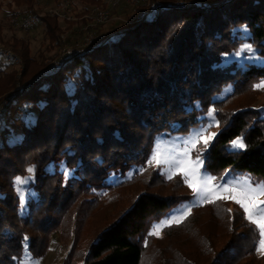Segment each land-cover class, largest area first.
Listing matches in <instances>:
<instances>
[{"label":"trees","instance_id":"obj_1","mask_svg":"<svg viewBox=\"0 0 264 264\" xmlns=\"http://www.w3.org/2000/svg\"><path fill=\"white\" fill-rule=\"evenodd\" d=\"M34 1H0V9ZM59 1L52 0L55 6ZM154 1L138 0L136 21L120 39L75 54L41 79L33 77L46 64L30 55L28 40L6 38L0 27V43L21 59L24 84L14 91L16 63L1 59L0 95L9 94L0 109V264H17L24 249L43 259L51 237L71 225L74 239L62 264H259L254 227L226 201L194 207L160 237L147 236L153 222L191 198V190L180 176L165 179L145 166L157 135L187 134L215 108L220 126L204 152L205 172L216 178L227 171L245 172L264 182V105L257 109L240 99L256 93L253 86L264 81V63H225L244 42L264 61V0H191L145 16ZM73 2L85 8L78 17L105 4ZM39 19L50 45L72 25L62 28L55 17ZM229 87L231 92L217 100ZM31 109L33 116L26 120ZM238 137L244 138L246 150L229 151ZM62 164L75 170L74 177L64 180L58 171ZM49 165L54 169L46 172ZM29 166L35 195L24 215L14 179ZM132 167L140 170L130 179L106 183ZM126 197V206L106 219L101 216L104 222L80 248V223L102 204L112 210ZM208 211L223 227L199 235Z\"/></svg>","mask_w":264,"mask_h":264},{"label":"rangeland","instance_id":"obj_2","mask_svg":"<svg viewBox=\"0 0 264 264\" xmlns=\"http://www.w3.org/2000/svg\"><path fill=\"white\" fill-rule=\"evenodd\" d=\"M3 2H6L7 0H0ZM191 0H155L152 4H150L149 8L144 12V15L151 16L153 15V7L157 6L158 8L161 6H168L171 8H178L184 5L185 3L190 2ZM203 0H192V2L196 3H202ZM224 1V0H219ZM60 3L55 6L54 2L52 0H35L33 5H24L22 7H3L0 9V27L1 32L6 36V38H9L10 36L15 37H24L26 40H28L29 46H30V55L35 57L36 60L40 61L41 63L46 64V68L42 71H39L33 78L35 79H41L46 76H51V70L55 63L61 60V54L67 49L69 50H75L77 54L83 53L84 51H87L91 49L93 46L97 44H102L106 40L110 39L113 40V42L117 41L121 38L123 35V32L127 26L133 25L132 22L136 21V10H137V2L138 0H105V4L101 7L91 8L88 10L87 14L78 17L83 14V10L85 8L80 5H76L73 0H61ZM68 2V12L66 14L67 17L71 19H62L59 17H56L50 13H48L49 10H60L64 4ZM204 2V1H203ZM101 13V14H100ZM27 15H31L36 19V25L31 28L24 29L21 26V21L23 18H25ZM99 15H102V22L95 21V17ZM145 15V16H146ZM42 16H49V17H55L57 19V23L60 27L66 28L67 23H72L71 26L68 27V29H65L61 33L57 35V39L50 45L49 39L46 38L45 32L43 30V27L40 23V17ZM98 20V19H97ZM247 35H245L246 37ZM91 41V42H90ZM247 43L244 42L243 45ZM49 45V46H48ZM49 47V48H48ZM0 48L4 50L11 51L14 55L15 52L11 49L10 46L4 45L3 43H0ZM242 48V47H241ZM19 58V56H17ZM1 57H0V63H1ZM46 59V60H45ZM20 63L15 64L12 68L15 73V81H16V88L14 89H20L24 86L21 81L22 76V64L21 59L19 58ZM43 60V61H42ZM5 63V60H2ZM55 61V62H54ZM54 62V63H53ZM229 62H236L239 64H243L244 62L247 63H264L263 60L257 58L256 56H252L251 54H248L246 52H241V54L238 56L236 54L229 55L225 57V63ZM54 64V65H53ZM84 66L88 65V60L83 61ZM1 66V65H0ZM3 66V65H2ZM4 70L6 71L8 68L6 66H3ZM11 70V71H12ZM10 71L7 70L6 72ZM32 78V79H33ZM254 88V87H253ZM255 89V88H254ZM256 93H246L243 96H241L240 99H244L246 102H252L253 107L257 109H261V107L264 105V89L262 94L258 95V89H255ZM231 92V88H226V90L219 96L216 97L217 100H221L224 97H226ZM9 93L0 95V107L5 103L6 96ZM33 111L32 109L29 110V113L26 115V120L32 118ZM215 120H217L215 118ZM201 127H204L207 129V132H213L218 133L219 127H217L214 123L209 126V118L207 115H205L203 121L191 128L187 134H170V133H163L160 135H157L154 139L152 151L150 156L153 154L154 146H159L162 149H167L169 151H174L175 149L181 147L184 142L191 138V135L194 133V130L201 129ZM18 131V135H19ZM207 132L205 134H207ZM211 143V142H210ZM208 147V146H207ZM197 149L199 150V155L201 159L203 160L205 148L203 144H198ZM229 151H238V149L233 148L231 145L228 147ZM150 158V157H149ZM192 158H196V150H193ZM153 167L157 169V171L164 177L165 179L168 178V171L167 166L164 167H156V166H149L146 163L145 168ZM29 168L33 169L32 173H29L27 170ZM53 165H49L46 167V172L52 171ZM26 170V174L24 176H19L21 178H29L28 182L19 185L16 183L17 177L14 179V187L17 196L20 200V211L21 213L24 212V215L28 212V203L34 197L35 192L34 189L31 187V183L33 182V176H34V168L33 166H29ZM140 170L139 167H132L129 172H127L124 176L119 175H112L108 180L106 181L109 185H116L124 180L130 179L132 175ZM58 171L64 175V180H68L71 177H74V171L75 170H69L67 169L63 164L58 166ZM68 171L69 174L66 175L65 172ZM202 171L205 172L203 166ZM207 173V172H205ZM207 175H209L207 173ZM174 176H180V175H173ZM182 179L183 177L180 176ZM216 178V177H215ZM227 182L229 185L231 184H245V183H251L253 185H264L262 179H257L250 177L245 172H230L227 171L224 174L220 176V178H216L213 180V184H224ZM186 185V184H185ZM187 186V185H186ZM191 190V189H190ZM128 192L123 193V196H125ZM264 199V197H262ZM128 201V198L126 197V201H119L115 205L112 210H109L111 207L104 206L105 204H102L100 209L96 211L91 212L89 217L80 223L79 231L81 230V235L78 238L79 239V247L82 248L86 246L92 235L96 233V231L99 229L97 228L98 225L102 224L104 220L107 218V215H112L113 212H116L123 207L126 206ZM228 202L229 208H232L233 205L238 206L231 200H224V202ZM202 204L197 203L193 199V194L191 191V198L188 201L182 202L179 205H177L175 208L171 209L164 217H162L160 220L155 221L151 224L147 236H153L150 235V233L156 228L157 225L162 224L165 220L170 219L174 215H179L180 212L186 210V209H192L194 207L200 206ZM239 207V206H238ZM104 210L106 211L104 213ZM102 214V215H101ZM104 214L106 215L104 218ZM100 216V219L97 217ZM204 222L202 223V229H199V235H208L215 231H220L219 229L223 227L222 224H220L211 214L208 213L206 216L203 217ZM220 226V227H219ZM68 228H70L68 230ZM66 227L65 232L52 236L51 241L48 245V249L46 251L45 257L43 259H34L32 258L26 249H24L21 260L17 264H62L66 253L68 252L70 245L72 243V240L74 237L72 236V225L70 227ZM165 228V227H164ZM160 230V234L154 237H160L162 234L163 229ZM196 234L195 236H197ZM186 235H183V238L180 239L183 241V239H186ZM187 236H192L188 235ZM215 238V237H214ZM172 238L171 240H173ZM216 241V240H214ZM157 246V245H156ZM165 247L164 244L161 245V248L163 249ZM154 252V248L149 249V251L145 254V263L149 258H151L152 253ZM259 259V264H264V256L257 255ZM150 260V259H149ZM149 263V262H147Z\"/></svg>","mask_w":264,"mask_h":264},{"label":"snow or ice","instance_id":"obj_3","mask_svg":"<svg viewBox=\"0 0 264 264\" xmlns=\"http://www.w3.org/2000/svg\"><path fill=\"white\" fill-rule=\"evenodd\" d=\"M241 52L255 56V48L250 43H245L235 54L239 56ZM253 87L255 89H264V81ZM216 111L215 108H212L206 114L209 118V126L213 123L217 127L220 126V121L215 120ZM206 132L207 129L204 127L194 130L191 138L174 151L162 149L158 145L154 146L153 154L148 159L147 164L156 167L167 166L169 179H172L173 175L182 176L183 183L191 189L193 199L199 204H216L217 201L224 200H231L237 204L242 210L243 219L254 227L256 253L264 256V199H262L264 197V185H253L251 183L229 185L227 182L224 184H213V180L216 178L202 171L204 162L197 149V145L201 143L206 149L217 135L213 132L205 134ZM230 144L238 150H246L247 148L243 137L232 140ZM193 150H196L195 159L192 158ZM27 171L32 173L33 169L29 168ZM65 174L68 175L69 172L66 171ZM28 179L17 177L16 183L23 185L28 182ZM228 211L230 212L231 210L229 209ZM190 213L191 209L189 208L180 212L179 215L172 216L162 224L157 225L150 235L157 236L162 228L182 223Z\"/></svg>","mask_w":264,"mask_h":264},{"label":"built area","instance_id":"obj_4","mask_svg":"<svg viewBox=\"0 0 264 264\" xmlns=\"http://www.w3.org/2000/svg\"><path fill=\"white\" fill-rule=\"evenodd\" d=\"M68 2H66L64 4V6L60 9V10H49L48 13L56 16V17H59V18H62V19H71L69 17L66 16L67 12H68ZM157 8V6H154L152 9V11L154 12V10ZM101 14V13H100ZM98 16V15H97ZM98 19V20H97ZM95 17V21L97 22H102L103 19H102V15H99L98 17ZM36 25V19L31 16V15H27L25 18L22 19L21 21V26L24 28V29H27V28H31V27H34ZM91 42V41H90ZM75 54H77L75 52V50H65L63 52V54H61V60L58 61L57 63H55V65L53 66L52 70H56L57 68H59L61 65H64L66 64L67 62H69L71 60V58L73 56H75ZM0 57L5 60L6 63H11V62H14L16 64H19L20 63V60L19 58L14 55L11 51H8V50H4L2 48H0ZM55 62V61H54ZM53 62V63H54ZM5 104V103H4ZM3 104V105H4ZM1 109V107H0Z\"/></svg>","mask_w":264,"mask_h":264}]
</instances>
